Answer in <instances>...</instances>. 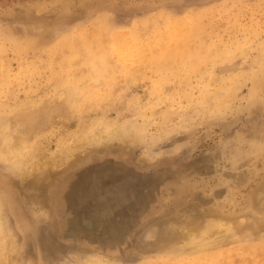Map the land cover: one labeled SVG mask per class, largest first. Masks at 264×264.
Here are the masks:
<instances>
[{
  "label": "rangeland",
  "instance_id": "374dc122",
  "mask_svg": "<svg viewBox=\"0 0 264 264\" xmlns=\"http://www.w3.org/2000/svg\"><path fill=\"white\" fill-rule=\"evenodd\" d=\"M261 63L264 0H0V128L29 142L0 160V260L264 264ZM218 217L231 242L156 255Z\"/></svg>",
  "mask_w": 264,
  "mask_h": 264
},
{
  "label": "bare ground",
  "instance_id": "6f19581e",
  "mask_svg": "<svg viewBox=\"0 0 264 264\" xmlns=\"http://www.w3.org/2000/svg\"><path fill=\"white\" fill-rule=\"evenodd\" d=\"M119 39L121 41V37ZM115 40H117V39H115ZM124 41H125V43H127L129 40L127 39ZM120 43H122V42H120ZM119 44H117L118 48H119ZM134 44H136V43H134ZM120 45L122 46V44H120ZM133 46H135V45H133ZM120 50H122V49H120ZM126 50H127V47H126ZM127 51H129V50H127ZM140 51H141V49L139 48V52ZM129 53H131V52L129 51ZM136 54L139 55V53H136ZM130 56H132V55H130ZM161 66H164V65H161ZM260 69L264 72V66H262V63H261ZM263 77H264V74L262 75V78ZM255 85H256L255 87H257L256 82H255ZM65 91L68 95L67 97L68 98L70 97V102H73V96H72V94L70 95V89L65 90ZM64 95H65V93H64ZM10 128L11 127H6V126L5 127L1 126V128H0V160H2L3 158L9 159V158L13 157V160L14 159L16 160L15 163L20 164V162L24 158L23 154L25 152V149L27 147H29V142L24 137L21 138L19 136H15V135L14 136L6 135L7 130ZM29 150H31V148H29ZM50 162L47 163L45 161L46 164H42V165L40 164L36 167L41 166V167H45V169H47L48 167H50V165H49ZM128 174H130V173H128ZM92 182H93V180H92ZM101 183H103L102 186H101ZM112 183H114V185ZM131 184L132 183H130V181L127 179V176L122 181H115V179H114V180H111V182H107V181H103V180L101 182V180H100V183L94 184V186L92 184L91 194H92V196L103 195V200H106V201L114 198V199H116V202L119 201L118 203L120 204L122 202V201L120 202L121 199L123 201H127L128 197H129V195L121 193L120 191H123L124 189H126L129 192H131L130 190L134 189V187L129 186ZM72 187L77 189L76 190L77 195H79V194L83 195V193L87 197L90 195V191L86 190V188H85L86 186H85V183L83 180H79L77 184L73 183ZM101 188H103V189H101ZM133 191H136V190H133ZM75 202H76V199L74 200L73 204H75ZM263 204H264V201H263ZM79 205L80 204H78L77 206H79ZM106 206L107 207H105V205H100L99 214H96V215L104 216V215L110 213L108 209L111 208V206H114L115 208H117L118 204L112 202L110 204H106ZM104 208H106V209H104ZM119 214L124 215L125 213H119ZM197 215H199V214H197ZM189 216H190V214H189ZM187 218H190V217H187ZM186 220H188V219H186ZM240 221L241 222L239 223V229L242 226V220L240 219ZM203 222L204 221H202L201 223H193L192 221L191 222L188 221V222H184L183 224L181 223L182 225H180L178 227L176 226V228H174V226L171 227L169 225L172 229H175V237H173L172 239H169V240L167 239L166 242L159 248L160 252L157 253L156 255H163V254L174 255V253H175L176 257H178L181 255L189 256V255L202 254V253H206L208 251L213 252V251H211V249L219 248L223 245H226L227 242H231L233 240L231 237V234L234 233V228L232 227L231 221L218 217V218H214V220H212L211 223L202 224ZM179 224H180V222H179ZM237 225H238V222H237ZM172 229H171V231H172ZM164 230H165V228H164ZM155 231H153L154 234H155ZM159 231H160V229L158 230V233H159ZM172 232H174V230ZM149 234H147L146 236L149 235V237L151 238V236H152L151 232ZM156 235L157 234H155L154 236H156ZM161 235H163V234H161ZM228 236L230 237L229 239H228ZM156 237L158 238V236H156ZM1 240L2 239L0 237V243H1ZM159 242H160V240H159ZM1 245H2V243H1ZM1 245H0V248H1ZM178 254H180V255H178ZM111 262H112V260H111ZM4 263H6V262H4ZM4 263L0 260V264H4ZM89 264H97V263L91 262Z\"/></svg>",
  "mask_w": 264,
  "mask_h": 264
}]
</instances>
